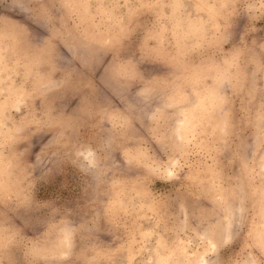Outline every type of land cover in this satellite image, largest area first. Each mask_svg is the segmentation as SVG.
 I'll use <instances>...</instances> for the list:
<instances>
[{"label": "rangeland", "instance_id": "374dc122", "mask_svg": "<svg viewBox=\"0 0 264 264\" xmlns=\"http://www.w3.org/2000/svg\"><path fill=\"white\" fill-rule=\"evenodd\" d=\"M0 264H264V0H0Z\"/></svg>", "mask_w": 264, "mask_h": 264}]
</instances>
